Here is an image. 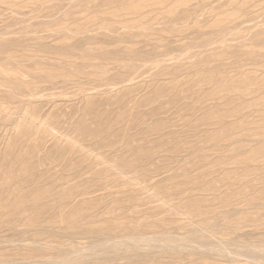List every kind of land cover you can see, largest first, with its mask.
Returning a JSON list of instances; mask_svg holds the SVG:
<instances>
[{
	"label": "rangeland",
	"instance_id": "obj_1",
	"mask_svg": "<svg viewBox=\"0 0 264 264\" xmlns=\"http://www.w3.org/2000/svg\"><path fill=\"white\" fill-rule=\"evenodd\" d=\"M0 264H264V0H0Z\"/></svg>",
	"mask_w": 264,
	"mask_h": 264
},
{
	"label": "bare ground",
	"instance_id": "obj_2",
	"mask_svg": "<svg viewBox=\"0 0 264 264\" xmlns=\"http://www.w3.org/2000/svg\"><path fill=\"white\" fill-rule=\"evenodd\" d=\"M135 245H137V244H135ZM109 250V249H108ZM106 257V256H105Z\"/></svg>",
	"mask_w": 264,
	"mask_h": 264
}]
</instances>
